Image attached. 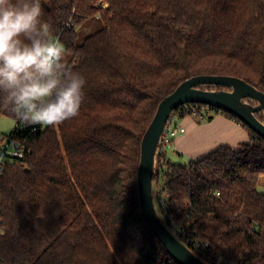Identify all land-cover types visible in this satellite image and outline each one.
<instances>
[{"label":"trees","instance_id":"16d2710c","mask_svg":"<svg viewBox=\"0 0 264 264\" xmlns=\"http://www.w3.org/2000/svg\"><path fill=\"white\" fill-rule=\"evenodd\" d=\"M40 3L87 86L77 117L26 125L22 163L0 176V264H178L140 213L141 140L160 101L192 77H236L264 93V0ZM92 18L102 27L79 44L77 30ZM203 106L180 105L170 117L221 113L249 140L188 164L164 162L157 148L161 218L173 232L170 221L180 225L187 236H175L205 264H264V138ZM254 115L264 124V111ZM1 117L19 123L3 109Z\"/></svg>","mask_w":264,"mask_h":264},{"label":"clouds","instance_id":"9594fccd","mask_svg":"<svg viewBox=\"0 0 264 264\" xmlns=\"http://www.w3.org/2000/svg\"><path fill=\"white\" fill-rule=\"evenodd\" d=\"M43 15L40 0H0V109L27 126L77 117L87 86Z\"/></svg>","mask_w":264,"mask_h":264},{"label":"water","instance_id":"95a60500","mask_svg":"<svg viewBox=\"0 0 264 264\" xmlns=\"http://www.w3.org/2000/svg\"><path fill=\"white\" fill-rule=\"evenodd\" d=\"M199 85H215L224 90H202L198 88ZM244 99H251L256 104L250 105L244 102ZM191 103L226 110L264 138V124L254 115L264 111V93L236 77L214 75L192 77L160 101L151 123L143 134L137 169L140 213L153 234L178 264H205L162 222L155 211L152 197L154 158L163 129L176 107Z\"/></svg>","mask_w":264,"mask_h":264},{"label":"crops","instance_id":"0c3cea01","mask_svg":"<svg viewBox=\"0 0 264 264\" xmlns=\"http://www.w3.org/2000/svg\"><path fill=\"white\" fill-rule=\"evenodd\" d=\"M209 113V112H207ZM221 116H214L210 122H196L191 117L174 118V121L184 126V134L177 137L171 153L176 157L188 158L198 161L221 146L238 150L242 143L249 140L245 134L237 137L239 131L243 132L236 125V121L220 113ZM239 124V123H238ZM244 133V132H243ZM239 142V145L228 144Z\"/></svg>","mask_w":264,"mask_h":264},{"label":"built area","instance_id":"2783aa9c","mask_svg":"<svg viewBox=\"0 0 264 264\" xmlns=\"http://www.w3.org/2000/svg\"><path fill=\"white\" fill-rule=\"evenodd\" d=\"M58 39V37H53ZM196 108H193V111H196ZM202 109L204 110H216L214 108H211L209 106H203ZM171 118V117H170ZM26 132V125L22 123H18L14 126L13 130L7 134V135H1L0 136V176L4 171L5 166L8 163L12 164H21L25 153L26 148L24 145V142L22 140H25L21 138L20 136ZM185 128L178 123L174 121V117L169 119L166 123V126L163 129V132L161 134L158 149L162 156H165L164 162L166 161V151L165 149H173L171 146V142L178 136L184 134ZM160 200V208H165V197L161 196ZM166 216V214L164 215ZM170 225H172L175 234L181 235V236H187V234L181 229L180 225L176 224L174 220L170 221ZM1 226V221H0ZM0 231L1 228H0ZM187 243H190L189 240H187ZM184 244V243H183ZM185 245V244H184ZM186 246V245H185ZM216 264H225L222 258H220V261H218Z\"/></svg>","mask_w":264,"mask_h":264},{"label":"rangeland","instance_id":"374dc122","mask_svg":"<svg viewBox=\"0 0 264 264\" xmlns=\"http://www.w3.org/2000/svg\"><path fill=\"white\" fill-rule=\"evenodd\" d=\"M103 6H106V5H103ZM102 27V24H101V21L98 19V18H92L90 20H88L86 23H84L83 25H81L78 30H77V33H78V39H77V42L79 44H81L83 42V40L93 34L94 32L98 31L100 28ZM67 59V57H66ZM214 116H221L220 113H215L213 111H209V113L205 114L204 115H200V117H194V116H188V117H191V119L195 120L196 122H202V123H207V122H210ZM237 127L239 128V130L241 129L243 132L239 131V134H238V138L241 137V135H244L245 134V138H248V130L242 125V124H238L236 123ZM15 126V121L10 119V118H7V117H1L0 118V136L1 135H7L9 134L13 128ZM44 127V126H43ZM184 127V126H183ZM177 139V137L171 142V146L172 148H175L174 147V142L175 140ZM229 145L233 146H236V145H239V142H236V143H230L228 142ZM166 151V157L168 158L169 161H171L172 163H180V164H188L190 161H195V160H189L188 158H182V157H176L175 155H173L171 153V149H168L166 148L165 149ZM258 189L259 191H264V179H261L259 185H258ZM152 197H153V203H154V208H155V211L157 212V214L159 215L160 219L163 221V219L161 218L162 217V214L160 212V204H159V201H158V198H157V194H156V191L153 189V193H152ZM170 230V229H169ZM170 232L173 234V235H176L172 230H170Z\"/></svg>","mask_w":264,"mask_h":264},{"label":"flooded vegetation","instance_id":"af4514ba","mask_svg":"<svg viewBox=\"0 0 264 264\" xmlns=\"http://www.w3.org/2000/svg\"><path fill=\"white\" fill-rule=\"evenodd\" d=\"M220 90H224V89H220Z\"/></svg>","mask_w":264,"mask_h":264}]
</instances>
